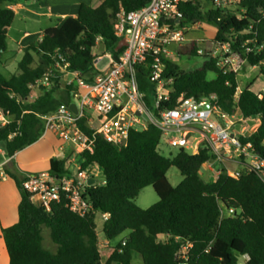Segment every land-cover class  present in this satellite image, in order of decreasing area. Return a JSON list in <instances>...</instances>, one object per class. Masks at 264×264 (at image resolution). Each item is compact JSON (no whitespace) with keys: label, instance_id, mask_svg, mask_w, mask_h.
<instances>
[{"label":"trees","instance_id":"trees-1","mask_svg":"<svg viewBox=\"0 0 264 264\" xmlns=\"http://www.w3.org/2000/svg\"><path fill=\"white\" fill-rule=\"evenodd\" d=\"M42 0H0V56L6 52L7 38L16 12L9 8L21 2ZM151 0H102L93 7L82 3L78 16L59 19L56 27L47 28L42 39L24 48L18 70L10 79L0 73V109L12 116L11 123L0 128V145L7 157H14L35 144L44 134L43 121L38 115H48L62 104H72L75 87L62 89L63 76L52 79V87H43L35 100H30L29 88L60 61L80 73L86 82L97 76L95 60L99 44L105 53L121 56L126 47L115 34V22L123 8L126 12L138 10ZM245 13L238 19L214 7L201 10L198 0L182 4L185 20L181 25L205 21L216 27L217 43H229L232 51L251 66H259L264 77V0H244ZM198 43L179 47L181 57H203V66L195 71L183 70L170 59H164V77L173 80V92L165 107L174 108L184 96L199 100L215 96L219 107L228 113L240 111L246 119L260 118L255 132L243 138L252 143V150L264 161V93L245 87L235 101L239 82L235 72L222 69L219 61L198 55ZM250 50V52H248ZM104 53V54H105ZM36 57L40 63L36 66ZM142 91L150 103L154 85L147 79L148 72L139 68ZM213 77H209V74ZM80 128L93 135L86 120ZM162 131L150 126L146 131L132 130L127 146L118 149L97 136L94 153L80 154L83 168L98 166L102 183L88 189L89 197L98 213H108L104 221V236L115 240L128 232L126 238L102 259L96 215L79 216L69 211L65 203L56 204L51 212L34 204L21 188L23 175L11 163L6 173L15 180L21 193L17 224L2 230L9 255V264H134L135 256L141 264H177L181 245H193L190 264H237L241 257L251 256L249 264H264V178L250 172L233 179L226 170L213 183L205 181L200 171L214 156L208 149L191 155L179 151L166 158L158 150ZM67 158H54L50 171L56 176L69 174ZM177 168L184 179L173 187L167 173ZM159 197V202L148 209L136 205V198L147 187ZM226 209L236 211L234 216L221 218ZM50 229V237L57 246L51 252L43 244L42 230Z\"/></svg>","mask_w":264,"mask_h":264},{"label":"built area","instance_id":"built-area-1","mask_svg":"<svg viewBox=\"0 0 264 264\" xmlns=\"http://www.w3.org/2000/svg\"><path fill=\"white\" fill-rule=\"evenodd\" d=\"M209 1L214 7L238 19H242L245 13L242 8L244 0ZM189 2L194 0H151L148 5L131 12L121 8L114 30L126 49L121 56H117L118 59L111 53L103 54L109 59V64L102 71L96 68L104 57L99 56L95 60L98 73L93 82H86L79 72L70 70L68 63L57 61L49 72L31 84L30 100L38 98L40 94L35 91L41 92V87L51 88L52 79L58 74L63 78L68 77L67 86L75 87L71 96L78 113L70 110L71 104H62L55 112L38 115L44 124L42 136L55 133L63 143L61 151L67 144L78 155L86 152L93 154L98 135L118 149H123L132 130L146 131L150 126H155L162 131L160 143L164 141L171 149L178 152L184 150L191 155L203 149L210 150L215 158L207 163L210 166L232 160L238 162L242 169H225L233 179L250 172L264 178V161L253 152L252 143L242 142L243 138L255 132L259 118L246 119L240 111L225 112L213 95L199 100L181 96L174 108L164 106L170 101L173 80L164 77L166 65L163 60L174 55V46H184L187 42L185 25H181L185 17L180 6ZM221 47L227 58L224 66L222 62L218 65L227 72L240 73L241 66L233 60L239 54L231 50L229 43L221 44ZM198 53L201 54V51ZM226 63L230 65L229 68L225 67ZM142 67L149 71L147 79L154 85L150 103L138 78L139 68ZM259 96L262 99L261 94ZM238 97L237 93L235 101ZM84 119L92 128L93 135L80 128L79 122ZM11 121L12 116L0 109V128L8 126ZM99 169L98 166L83 168L80 164L76 171L61 177L51 171L26 173L21 188L30 195L34 204L46 212H51L56 204L64 202L74 214L82 217L100 214L106 221L110 214L96 212L88 193V189L102 183L96 172ZM91 179L97 183L90 186ZM235 214V210L224 208L221 218ZM192 247L189 242L181 245L177 264H190ZM250 260L251 256L246 254L237 264H249Z\"/></svg>","mask_w":264,"mask_h":264},{"label":"rangeland","instance_id":"rangeland-1","mask_svg":"<svg viewBox=\"0 0 264 264\" xmlns=\"http://www.w3.org/2000/svg\"><path fill=\"white\" fill-rule=\"evenodd\" d=\"M99 1L101 2L102 0ZM198 2L200 4L201 10L204 13L209 12L211 9L214 8L213 4L209 0H198ZM21 3L25 4L27 8H33V6L30 5L31 2L28 3L21 2ZM41 12H48V10L46 8L41 10ZM37 19L36 17L32 16V14H28L27 11L23 9L18 11V14L15 16L11 30L9 32V38H7L6 52L0 58V73L6 79H10L14 74L19 72L18 63L21 62L22 60L23 52L19 49L17 42L24 35V33L29 32L32 35L31 38L28 40V42L31 41V43L34 44L38 39H40L44 29L49 27L52 28L55 25H57L56 18H50L48 17V15L37 17ZM184 32L187 39V42L184 45L190 44L191 42H197L199 46L198 51H201V54L198 53V55L209 56V57L213 56L215 57V59L219 60V62H222V66H224V62L227 57L224 55V51L223 48L221 47V44L217 43L215 40L216 27L214 25L205 21L189 23L185 25ZM179 47L181 46H174L172 48V50L174 51V55L169 57L171 61L178 64L183 70L186 71H190V70L195 71L203 66L205 62V58L181 57L177 53ZM96 55L98 56V54ZM102 56H104L102 61H100L96 66V68L99 71L104 70L105 67H107L109 64V59L105 57V55ZM233 60L235 64H239L241 66L240 73H237V78L239 82L238 92L240 90H243L245 87H250L252 91L258 94H263L264 77L262 76L260 67L251 66L247 61H244L239 56L233 57ZM38 63H40V58L36 57V62L33 64V66H36ZM229 66H230L229 64L227 63L225 64L226 68H229ZM209 77H213V74L210 73ZM67 79L68 77L63 78L62 89H64L67 86ZM42 88L43 87H41V89ZM35 93L40 94L41 92L35 91ZM51 134L52 133H50L49 135ZM49 135H47V137H49ZM158 150L166 158H173L178 153L176 149L169 148L164 141L160 143ZM71 159L73 161L71 163H67V169L71 172H74L77 170L78 166H80L81 158L78 154L75 153L73 154ZM228 162L230 161H227V163ZM228 166L232 167L231 165ZM239 168L242 169L241 166H238V169ZM96 172L99 173L100 175L98 180L102 181V170L99 169ZM167 178L173 187L179 186V184L184 179L183 175L175 167H171L169 169L167 173ZM135 202L138 207L142 209H148L159 202V197L153 190V187L150 186L141 190ZM96 225L98 231L97 234L100 241V250L103 255L102 259L105 260L106 257H108L109 251H111L112 249H110L109 246H106V244H104L105 241V236L103 234L104 220L100 214H97L96 216ZM127 235L128 232L120 235L117 239L111 242V246L116 247L126 238ZM42 236H43L44 247L50 250L51 252L55 253L57 251V246L51 240L50 229L44 227V229L42 230ZM137 259H138V264H140L141 258L138 256H135L134 264H136Z\"/></svg>","mask_w":264,"mask_h":264},{"label":"crops","instance_id":"crops-1","mask_svg":"<svg viewBox=\"0 0 264 264\" xmlns=\"http://www.w3.org/2000/svg\"><path fill=\"white\" fill-rule=\"evenodd\" d=\"M101 2L99 0H42L31 2L30 5H32L33 8H27V6L22 3L16 4L15 6L11 5L9 8L16 12L15 16L18 14V11L22 9L26 10L28 14H32V16L36 17V19L37 17L48 15L50 18H56L58 25L59 19H64L69 16L77 17L82 3L97 7L101 4ZM46 8L48 12H41V10ZM46 29H44L43 32ZM43 32L40 39H42ZM31 36L32 35L29 32H25L17 42L19 49L23 52V55V49L32 44L31 41L28 42ZM95 51L97 54L98 50L96 49ZM241 91L242 90L238 92L239 96ZM260 122H258L257 127ZM47 135L42 136L35 144L21 152H17L15 156L11 158L7 157L2 146H0V264H9L8 250L3 239L2 230L18 223V206L21 203V193L18 185L15 180L6 173L5 165L11 163L16 172H19L20 175H24L26 173L50 171V162L51 159L54 158H67V163H71L73 161L71 158L75 153L72 151V148L65 144V149L61 151L60 147L63 143L58 139L57 135L55 133H52L49 137H47ZM228 165H231L232 167H229ZM238 166L241 165L234 160L228 163L224 162L222 164H216L214 166L205 164L200 171V175L205 181L213 183L216 181L219 171L229 168L238 170ZM111 242V240L105 238L104 244L109 246L110 249H113L114 247L111 246ZM136 261V264H138V259Z\"/></svg>","mask_w":264,"mask_h":264},{"label":"water","instance_id":"water-1","mask_svg":"<svg viewBox=\"0 0 264 264\" xmlns=\"http://www.w3.org/2000/svg\"><path fill=\"white\" fill-rule=\"evenodd\" d=\"M105 53V45L104 44H99L98 46V56H102ZM1 58V56H0ZM116 59H118L117 56H115ZM70 110L74 112V114L78 113L77 110V106L75 104H71L70 105ZM90 186L95 185L97 183V181H95L94 179L89 180Z\"/></svg>","mask_w":264,"mask_h":264}]
</instances>
